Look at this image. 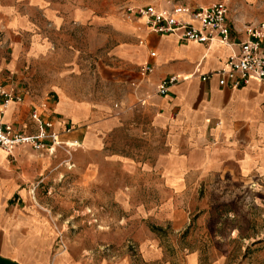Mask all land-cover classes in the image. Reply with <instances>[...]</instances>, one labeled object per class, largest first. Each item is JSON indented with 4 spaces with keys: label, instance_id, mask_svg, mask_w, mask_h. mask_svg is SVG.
Segmentation results:
<instances>
[{
    "label": "rangeland",
    "instance_id": "374dc122",
    "mask_svg": "<svg viewBox=\"0 0 264 264\" xmlns=\"http://www.w3.org/2000/svg\"><path fill=\"white\" fill-rule=\"evenodd\" d=\"M53 1L88 11L90 23L49 32L53 47L25 62L20 83L36 91L39 86L72 90L89 100L96 114L89 127L80 126L76 143L60 145L39 159L52 164L26 187L28 206L40 209L51 227L52 255L67 264L125 257L140 263L141 245L154 239L169 257L187 251L198 253L201 264H264V184H199L183 199H166L146 167L154 154L145 135L154 90L141 86L138 92L129 73L121 72L122 80L115 83L102 77L113 63L111 51L131 38L134 25L124 19L127 7L197 6L211 0ZM246 5L259 15L257 21L264 18V0ZM140 96L145 104L138 102ZM101 106L105 117L121 118L107 133L96 127Z\"/></svg>",
    "mask_w": 264,
    "mask_h": 264
},
{
    "label": "crops",
    "instance_id": "0c3cea01",
    "mask_svg": "<svg viewBox=\"0 0 264 264\" xmlns=\"http://www.w3.org/2000/svg\"><path fill=\"white\" fill-rule=\"evenodd\" d=\"M252 1L227 3V23L234 42L244 39L245 25L259 19L246 5ZM90 18L88 11L68 1L0 0V77L10 88L29 94L25 104L8 109L4 120L30 125L29 103L50 96L55 101L56 130L61 131L64 121L78 127L61 135L62 140H77L80 126L91 125L96 112L89 100L74 91L59 86L55 91L39 86L36 91L20 83L24 79L20 68L25 62L43 57L53 47L49 32L83 28ZM237 50L217 42L179 41L173 35L146 33L134 26L131 38L110 53L113 63L102 76L110 83L122 80L121 72L129 73L132 86L139 92L141 86L154 90L171 75L180 79L166 96H153L147 113L145 135L154 154L146 167L155 177L154 183L165 191L166 199H183L199 184H264V90L256 82L233 90L220 87L215 78L201 79L219 69ZM146 63L153 71L147 81L140 82V69ZM105 110L101 106L98 111L101 123L96 127L101 133L115 129L121 121L120 117H105ZM42 157L26 147H18L10 155L0 152V264H67L63 257L52 255L47 237L51 227L41 210L27 203L28 183L40 178L43 169L52 164L51 160L41 162ZM101 264H201V259L198 253L187 251L169 257L161 242L148 239L141 245L140 263L125 257Z\"/></svg>",
    "mask_w": 264,
    "mask_h": 264
},
{
    "label": "built area",
    "instance_id": "2783aa9c",
    "mask_svg": "<svg viewBox=\"0 0 264 264\" xmlns=\"http://www.w3.org/2000/svg\"><path fill=\"white\" fill-rule=\"evenodd\" d=\"M229 0H211L205 6L171 4L155 6L152 4L127 7L124 19L138 31L154 34L173 35L179 41L210 44L217 42L226 47H238L223 65L201 76L202 81L215 78L220 87L240 89L256 82L264 90V18L245 25L244 39L231 40V27L227 23ZM140 42H142L140 40ZM151 56H154L151 53ZM153 68L144 64L140 82L147 81ZM176 75L162 79L154 87V95L164 97L179 82ZM28 92L10 88L6 79L0 77V152L8 155L18 147L29 148L39 155L53 154L55 148L76 141H64L61 135H68L75 129L70 123L61 122V131L56 130L58 119L54 111L55 101L47 96L39 102H30L28 118L30 125H20L4 120L5 113L13 105L21 106L28 100ZM138 102L145 104L140 96Z\"/></svg>",
    "mask_w": 264,
    "mask_h": 264
},
{
    "label": "bare ground",
    "instance_id": "6f19581e",
    "mask_svg": "<svg viewBox=\"0 0 264 264\" xmlns=\"http://www.w3.org/2000/svg\"><path fill=\"white\" fill-rule=\"evenodd\" d=\"M69 144H71V143H69ZM74 146V145H73Z\"/></svg>",
    "mask_w": 264,
    "mask_h": 264
}]
</instances>
